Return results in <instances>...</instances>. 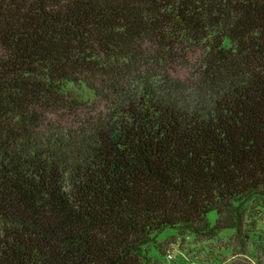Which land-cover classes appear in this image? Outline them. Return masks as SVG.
Listing matches in <instances>:
<instances>
[{"label": "trees", "instance_id": "16d2710c", "mask_svg": "<svg viewBox=\"0 0 264 264\" xmlns=\"http://www.w3.org/2000/svg\"><path fill=\"white\" fill-rule=\"evenodd\" d=\"M257 199L264 0H0V264H166V228L264 264Z\"/></svg>", "mask_w": 264, "mask_h": 264}, {"label": "rangeland", "instance_id": "374dc122", "mask_svg": "<svg viewBox=\"0 0 264 264\" xmlns=\"http://www.w3.org/2000/svg\"><path fill=\"white\" fill-rule=\"evenodd\" d=\"M73 90V95H80L83 100L92 99L85 90ZM251 211L256 215V229L247 232L245 244L249 247L250 258L261 256L264 259V199L249 203ZM207 219L215 224L216 213L209 212ZM233 231L224 229L218 231L210 241H200L191 234H183L176 229L166 228L154 236V241L147 247L148 256L166 264H221L230 260L238 250L229 246L236 245Z\"/></svg>", "mask_w": 264, "mask_h": 264}]
</instances>
